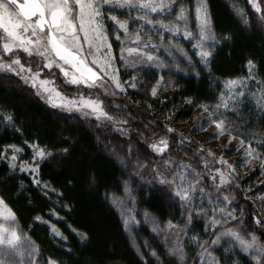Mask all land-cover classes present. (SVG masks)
I'll list each match as a JSON object with an SVG mask.
<instances>
[{
    "label": "trees",
    "instance_id": "16d2710c",
    "mask_svg": "<svg viewBox=\"0 0 264 264\" xmlns=\"http://www.w3.org/2000/svg\"><path fill=\"white\" fill-rule=\"evenodd\" d=\"M183 2L191 4L193 0ZM208 3L217 35L228 32L230 41L214 48L209 68H199V75L176 74L166 78L154 69L140 71L142 74L139 76V71L135 72L138 87L125 94V100L131 107L128 114L133 120L132 129L126 133L60 113L47 106L21 81L0 72V153L6 145L15 144L24 150L26 158H32V143H38L53 153L40 162L39 167L40 179L46 181L50 188L57 189L55 193L49 192L48 196L43 195L40 187L26 173L11 171L8 163L0 159V196L37 245L41 264H47L49 257L61 264H144L127 240L118 214L105 198L106 194L119 193L123 180H127L135 193L139 208L164 224L171 220L183 232V261L168 254V242L153 240L162 262L196 264V251L188 246V241L192 239L195 242L193 237L198 238L199 243L205 241V221L193 212L192 223L186 224L188 207L180 206L179 199L171 195L170 186L160 184L154 171L169 158L192 166L194 161L185 153L193 154L196 148L183 143L179 148L185 151L183 155L172 148L169 153L157 155L149 145L168 133L166 126L174 128L190 120L199 104L214 103L225 80L246 76L249 59L254 61V72L264 89V30L255 19L249 1L208 0ZM160 75L164 76L165 83L154 97L151 87ZM121 76L126 79L129 74L122 70ZM188 97L192 98L191 103ZM7 114L13 116L19 131L8 126V121L3 119ZM228 117L255 147L258 142L264 143V112L260 109L245 104ZM64 147L69 149L67 153L60 151ZM258 150L264 158V148ZM111 151H120V161L111 155ZM258 172L259 167L240 181L241 186L251 188L248 181L256 178ZM261 178H256L253 187L260 195L264 194ZM60 193L63 194L62 199ZM249 194L240 192L238 204L231 202L229 205L235 208L238 218L242 217L246 234L255 232L264 242V232L254 225L252 219L251 213L255 209L252 203L244 200ZM58 200L60 203H56ZM63 203H69L71 210L63 208ZM50 208H54L60 217L50 213ZM37 215L44 221L53 222L67 240L56 238L48 224L35 220ZM69 225L80 232L86 231L90 240L81 242ZM237 255L240 264H255L248 254L238 252ZM147 264L156 262L148 258Z\"/></svg>",
    "mask_w": 264,
    "mask_h": 264
},
{
    "label": "snow or ice",
    "instance_id": "6c2138e0",
    "mask_svg": "<svg viewBox=\"0 0 264 264\" xmlns=\"http://www.w3.org/2000/svg\"><path fill=\"white\" fill-rule=\"evenodd\" d=\"M253 6L257 12L260 11L259 5L254 3ZM108 11H105V9ZM116 9H125L127 12L135 10L137 12L136 17L120 18L113 14ZM151 14H156L153 18ZM107 18L113 24V35L116 41L120 42V60L127 65L128 61L124 57V52L129 53L136 52L138 54L137 60L133 62L141 63L142 65L152 66L157 69H169V65L156 53L160 48H164L170 56L173 52L183 53L184 49L179 44L178 40H174L172 37H183L185 40H192L194 43L192 47L196 49V55L199 57V62L209 68L214 56V48L222 46L226 41H230L231 34L228 32H222L217 35L213 27L212 14L208 0H196L194 6V19L196 22L195 33L190 27L189 8L183 0H0V71L5 73H11L20 77V79L26 83L31 84L33 88L37 87V80L40 78L42 72H46V78L40 80V84L44 85L51 81L48 77H55L53 68H58L60 73L66 78V83L77 86L79 92L80 86L83 85L89 90V95L85 97L82 92H79V102L72 101L67 105L56 104L51 95L45 96L44 93L50 92L48 88H44L43 92L37 91L38 95H41L52 103L56 107H66L67 110H76L83 115H91L96 120L111 121L115 126H121L120 131L126 133L128 129L123 128V124H127V121L115 120L103 107L104 101L99 99L98 95L93 98L95 90H102L105 94L117 95L127 94V89H136L138 87L137 77L132 74L129 75L127 80H121L120 69L117 67V57L113 54L112 42L109 40L108 29L104 24V20ZM129 19L133 20L135 25L132 31L134 32L135 41H141V29L147 24L150 26L149 32L152 34L158 33L156 40L153 42V35L145 33L146 39L143 43L139 44L135 48L127 47L121 39V31L126 38H129L130 27ZM172 34L167 41L164 39V33ZM83 36V42L81 40ZM211 42V43H209ZM84 43H87L88 48L84 47ZM106 49V51H103ZM14 50H22L14 51ZM10 54L9 59H5L3 54ZM102 53V55H101ZM26 54L24 62H21V56ZM89 56H91V62H89ZM189 66L194 70L195 65L192 64L191 58L186 57ZM173 60L175 57L173 56ZM96 65H99L97 70ZM249 68V75L245 78L228 79L225 80L224 85L227 90V97L222 92L217 103L214 105H208L201 103L198 106L209 112L208 120L205 123H213L216 125L217 131L213 133L212 138L218 139L225 131H232L230 125L226 123V112L234 110L240 103L241 98L245 96L243 80L252 79L257 84L260 83L257 76L253 75L255 68L254 61L249 59L247 61ZM36 67V71H32V67ZM177 70L180 69L178 63L174 64ZM210 70V69H209ZM31 73V75H22V73ZM199 75V73H197ZM107 77L108 79H105ZM165 83V78L160 75L155 84L151 87V95L156 96L158 88ZM240 86V90L237 91V86ZM118 90V92L116 91ZM57 95H61L57 93ZM191 103L192 98H187ZM229 100L233 103L230 105ZM260 107V111L264 112V90H262L261 97L257 101ZM119 107V106H117ZM151 107V105H149ZM223 109V111H221ZM90 110V111H88ZM170 118V116L168 117ZM3 119L8 121V126L19 131L16 128L13 116L7 114L3 116ZM167 132H174L175 130L171 126H166ZM203 124L197 129L202 130ZM240 144L243 145L247 138L241 134ZM235 136L229 137V142ZM187 139V138H184ZM248 147L245 150L244 155L248 157V160L242 161L243 164L250 163L252 159H261L262 174H264V158L261 157L259 148H264V143L258 142L257 147H253L250 140H247ZM178 143L183 144L184 140ZM32 160L37 161L35 164L22 163L19 166L21 172L28 170L32 175V181L35 185L40 187L43 195L48 196L49 192H57V189L50 188L46 181L39 179V167L40 162L46 158L53 156L51 150H45L38 143H32ZM155 153H163L169 147V141L167 136L161 137L158 141L149 145ZM8 149L12 150V155H7ZM201 158H203V146H200ZM237 150V149H233ZM23 149L18 145L9 144L4 147V151L0 153V159H5L8 162V167L11 171L17 169V155L22 152ZM63 153H67L69 149L64 147L60 150ZM131 152V148H129ZM209 155H215L208 150ZM173 162L170 160L165 163ZM205 165V170L213 183V186L219 190L221 185H228L230 183V173L222 171L221 168H209V161L202 159ZM217 162L226 165L227 169L232 172L235 168L232 164L228 163L221 155L217 158ZM123 163V160H121ZM159 183L169 185V191L171 195L177 197L181 202V207L188 206L191 210L187 213L186 224H191L193 220V212L197 215L203 213L204 216H208V212L203 205L199 208L195 207L193 202V196L197 198L204 195V188L201 187L198 191L195 188V183L199 180V174L196 173V180L189 184L177 183L176 174L169 169L161 170L159 168L154 169ZM168 174H165V173ZM219 173V179L212 175V173ZM181 182L184 180V176L180 177ZM94 182V181H93ZM22 186V185H21ZM123 191L125 196L129 200L134 201L131 189L128 183L124 182ZM61 199L63 194H59ZM109 203L116 208L123 220L125 228L128 227V206L123 199L116 197L115 195H107L105 197ZM227 202L224 207H214L211 209L213 215L208 217L209 223L205 224V228L215 229L216 225H220L222 220L227 221L229 219H236L234 213L235 208L228 210V204L231 203L227 195H223L222 200L217 198V203ZM60 203V201H56ZM0 206L7 207L2 196H0ZM63 208L71 210L69 203H63ZM49 212L53 215L60 217V214L55 211L54 208H50ZM216 212L220 213V216L215 215ZM8 219L13 223L15 222V213L8 210ZM37 221H43L50 223V221H44V218L40 215L35 217ZM146 222L152 221V230L154 232L161 231L160 225L155 221V218L145 215ZM255 224L259 225V230L264 232V217L260 215L254 216ZM175 225L171 220L168 221V228H174ZM72 232L76 233L81 242H88L90 240L89 234L80 232L77 228L69 225ZM51 231L54 236L59 237L62 241L67 240V236L63 234L55 225L51 226ZM187 234V229H185ZM251 238L248 239L241 235L235 228H221L219 231L213 233V239L211 240L209 247L215 245L220 246L222 244V238L231 237L238 244L239 251L248 254L255 264H264V242L253 233L248 234ZM195 239V237H193ZM199 247L203 249L201 255L205 253L211 255L208 252V248L204 246V243H199ZM69 251H71L69 249ZM168 254L173 257H177L183 261L184 252L182 247L174 246L167 249ZM226 252L229 249H225ZM149 253L152 257H155L159 262V257L154 249H149ZM37 247L30 238L25 241H21V236L18 235L15 227H6L3 223H0V264H24V257H28L27 264H37L36 261ZM144 264H147V258L141 257ZM47 264H61L60 261L48 258ZM174 264V262H173ZM212 264H222V261L217 258H213ZM232 264H239L238 260H234Z\"/></svg>",
    "mask_w": 264,
    "mask_h": 264
},
{
    "label": "rangeland",
    "instance_id": "374dc122",
    "mask_svg": "<svg viewBox=\"0 0 264 264\" xmlns=\"http://www.w3.org/2000/svg\"><path fill=\"white\" fill-rule=\"evenodd\" d=\"M248 1H249V5L253 11V14L255 16V19L258 21V23L260 24V26L264 30V0H254V3L259 5V8H260L259 12H257L256 8L253 6V0H248ZM184 3L187 4V6L189 8L190 16L192 17L190 19V27L192 28L193 32L195 33L196 22L194 19V6L196 3V0H193V2L191 4L188 2H184ZM105 11H108V9L106 8ZM113 14L117 15L120 18L136 17L137 16V12L135 10H132L131 12H127L125 9H116ZM151 15L153 18L156 17V14H151ZM104 24L107 26L109 40L112 42L113 54L117 57L116 62H117V67H119V69H120L121 80H127L128 79V77L126 79L122 78V76H121L122 70L127 71V73L129 75H132V74L135 75V72L139 71L137 73L139 76L140 74H142V72H140V71L154 69L157 72H159L160 74L166 75V78L167 77L169 78L171 75H176V74L177 75L178 74L179 75L180 74L181 75H188V74L197 75L199 68H205V66L199 62V57L195 54L196 49H194L192 47V44L194 43V41L185 40L183 37H172L174 40H178L179 44L184 49L183 53L173 52L172 56H170L169 53L164 48H160V50L156 53V55L161 57L169 65V67L171 69L170 71H169V69L161 70V69L155 68L154 65L148 66V65H142L141 63H135V66H133V62L137 60V56H138V54L136 52H132V53H129L127 51L124 52V57L128 61V64L125 65L119 58L120 42L116 41L115 36L113 35L114 29H113L112 22L110 20H108L107 18H105ZM129 27H130L129 38H126L124 36L123 30H120L121 31V39L123 40L124 44L127 47L135 48L139 44L143 43L146 39L145 33L153 35V42H158L156 40V36L158 35V33H156V34L150 33L148 31L150 28L149 25L145 24L144 28L141 29V41H135V39H134V32L132 31V29L134 27H138V25H135L133 23V20H131V19H129ZM171 35L172 34L165 32L164 33L165 41H167ZM81 40L83 42V36L82 35H81ZM209 43H211V42H209ZM84 47L86 49L88 48L87 43H84ZM14 51H21L22 52V50H14ZM103 51H106V49L102 50V52ZM101 55H102V53H101ZM3 56L5 59H9L10 54L5 53V54H3ZM173 56L175 57V60H173ZM25 57H26V54H23L21 56V62L22 63L24 62ZM186 57L191 58L192 64L195 65L194 70L189 66V63H188V60L186 59ZM89 62H91V56H89ZM175 63H178L180 65V69H183V70H177L174 67ZM96 67H97V70H99V65H96ZM32 71L33 72L36 71L35 66L32 67ZM0 72L3 73L4 75L13 76L17 80L21 81V83L23 85H25L27 88H29V90H31L32 93L35 96H37L39 99H41L47 106H49L50 108H52L54 110L59 111L60 113H63L69 117L76 118L80 121H84V122H88V123L94 122L96 126H99L102 128L103 127H109L115 131L121 132L120 131L121 126H115L111 121H107V120H103V119L98 121V120H96V118L94 116H91V115L86 116V115H83L76 110L69 111V110H67L66 107H63V106H61V107L53 106L52 103L47 102V100L45 98H43L41 95H38L37 94L38 90L40 92H43L44 88H48L50 90V92L44 93V95L45 96L51 95L52 100L56 104H59V105H67L72 101L79 102V100H80L79 92H82L85 97H87L89 95V90H87L83 85L80 86V89L78 92L77 86L66 83L65 82L66 78L60 73L58 68H55V66L53 68V72L55 73V77L54 78H52V77L47 78L51 82L44 84V85L40 84V80H44L46 78L47 70H45V72H42L40 74V78L37 80V87L36 88H33L31 86V84L24 83L20 79V77H17L14 74L5 73L3 71H0ZM22 75H31V73L25 72V73H22ZM248 75H249V68H248L247 75L244 77H241V79L248 77ZM253 75L256 76L254 71H253ZM105 79H108V78L105 77ZM137 80H138V78H137ZM243 84L246 87H244L245 96L241 98V103L234 110L226 112V123L228 125H230L232 131H225L222 135L219 136L218 139L212 138L213 133H215L217 131L216 125L213 123H205V121L208 120L209 112H207L203 108L199 107L190 120H188L185 123H180V124L176 125L173 128L175 130L174 132H168L166 135H164V136H167V138H168L169 147L163 153H156L157 155H163V154L169 153L170 151H172V149H174V152L178 153L179 155H183L185 153V151L183 149H181V150L179 149L180 145H183V144L178 143L181 140H184V143L186 145L190 144L196 148V151H194L193 154L189 155V154L185 153L186 157H189V158L191 157L192 160L194 161L192 166L186 162H180V161L178 162L175 160H171L173 162H169V163L163 162L161 164L160 169L162 171L165 169H169L172 172H174L176 174V181L178 184L179 183L189 184L190 182L196 180V173L199 174L200 178H199V180L196 181L195 188L198 191L201 187H203L204 188V195L202 197H199V198H197L196 196H193L192 199H193L194 205L197 206V208H199L201 205H203L205 210L208 212V216H204L203 213L199 214V216L204 219V221H205L204 224L210 222L208 220V217L213 215V212L211 211L212 208L225 206L226 202L217 203V198H220L222 200L223 195H227L232 203L238 204V201H240L238 199L240 192L245 193V194L246 193L247 194H249V193L254 194V196H252L250 194L246 195L247 197H245L244 200L252 203L253 208L257 212V213H255V211H253L251 213L254 225L256 227H259V225L255 224L254 216L257 214L262 216V217L264 216V210L262 209V204H264V194H262V195L256 194L257 193L256 189L253 188L254 183L256 182L255 181L256 178L259 177V179H260V176H262L261 180L264 181V174H262V169L260 167L262 160L261 159H252L250 163H247V164L242 163V161L249 159L248 157H246L244 155L245 150L248 147L247 140H249V139L247 138V135L232 122V119L230 117H228L231 115V113H234L235 111H237L239 109V107H242L245 104H247V105L250 104L257 109H260L257 101L261 97L262 90H264L262 85H261V82L259 84H257V82L253 81L252 79H245V80H243ZM128 90H135V89L128 88L127 91ZM239 90H240V86L238 85L237 91H239ZM116 91L118 92V90H116ZM222 92L224 93L225 97H227L228 93H227V90L225 89L224 83L222 84L221 93ZM57 93H60L61 95H57ZM221 93L218 95V98L214 103H209L208 105L211 106V105L216 104L218 99L220 98ZM97 95H98L99 99L104 101V104H103L104 109L115 120H120V121L126 120L127 121V124L122 125L123 128L128 129V131L130 129H132L131 128V122L133 123V120H132L131 115L129 116V114H128V112H129L128 110L131 109V107L128 104V102L125 100V96H126L125 94L110 95V94L103 93L102 90H95L93 98H96ZM228 102L230 105L233 103L232 100H229ZM117 106H119V107H117ZM88 111H90V110H88ZM221 111H223V109H221ZM202 124H203V129L197 130ZM241 134L243 135V137L247 138L246 142L243 145L240 144V140L242 138ZM230 136H235V138L231 139L229 142ZM161 137H163V136H161ZM172 138L175 139V142L172 141ZM184 138H187V139H184ZM201 145L203 146V152H204L203 158H201V149H200ZM253 147H255V146L253 145ZM182 148H183V146H182ZM233 149H237V150H233ZM208 150H211V152L214 153L215 155H209ZM113 152H114V155H113ZM119 152L120 151H118L117 153L115 151H111L110 153L112 156H114V158H116L118 161H120ZM7 155L9 157H11V155H12L11 149H8ZM221 155L224 156V159L227 160L228 163H230L234 166V168H235L234 172L227 169L226 165L217 162V158ZM202 159H206L209 161V168H221L222 171L229 172L230 173V183L228 185H221L219 190H217V188H215L213 186V183H212V181H211V179L207 173V170H205V165L202 162ZM3 160H5V159H3ZM5 161L7 162V160H5ZM128 161H129V157H128ZM22 163L35 164V163H37V161L32 160V158H26L25 152L23 150L22 152L18 153V155H17V160H16L17 169L16 170L20 171L19 166ZM122 166L125 167V165H122ZM257 167H259V172L257 173L258 176L254 179L252 178L253 180L248 181L249 187H251V188L242 187L240 184V181H243L244 179L248 178L249 173H251ZM23 173H26L32 180V175L30 174V171L25 170V171H23ZM165 174H168V173L166 172ZM181 175L184 176L183 182H181V179H180ZM212 175H215L217 177V182H218L219 173L213 172ZM38 176H39V173H38ZM39 179H40V177H39ZM125 181L127 182V180L122 181V188H121V191L119 193H110L108 195H115L116 197L123 199L124 202L128 206V212L130 213V215H128V227L126 229L124 224H123V220H122V216H121L120 212L111 205L120 218V221H121V224H122L123 229L125 231L127 240L129 241V243H130L133 251L135 252V254L140 259H142L141 257L143 256V257L147 258V261H148V258H151V259L155 260L156 264H165L162 262V260L160 258H159V262H158L155 257H152L150 255L149 249H154L157 253V250H156L157 246L154 244L153 240L154 241H156V240L160 241V243H162V241H164L165 243L168 242L170 244V248H172L174 246L182 247V245H183L182 244L183 243V232L180 229H177L176 227L171 228V229L168 228V224L162 223L161 221L156 219L154 216H152L151 214H149L145 210L139 208L137 206L135 193L133 192L130 185L128 184V186L131 189L132 196L134 197V201L129 200L125 196V193L123 191ZM259 183H261V181H259ZM246 186H248V185H246ZM9 209L10 208L8 206L7 207L0 206V223H3L6 227H9V228L15 227L18 235L21 236V241H25L26 239L30 238L28 236V234L22 229V227L18 223L16 216H15V222L14 223L10 219H8V210ZM231 209H232L231 206L228 204V210L230 211ZM188 210L190 211L191 209L188 207ZM145 215H147L148 217L155 218V221L158 222L160 225L161 231L154 232L152 230V221L149 220L146 222ZM215 215L220 216V213L216 212ZM234 215H235L236 219H229L226 222L222 220L220 225H216L215 229L205 228V226H204V228H205L204 235L206 236V239L202 243L208 242V243H204V246L206 248H208V252L211 253V255H209L207 253H205L203 256L201 255L203 249L201 247H199V244L197 242L198 238L194 239L195 242H192L191 241L192 239H190L191 242L188 241V246L190 245V247L194 248L196 251L195 252L196 253V264H212V260L214 257L217 259H220L222 261V264H232V262L234 260H238L237 254H238V252H240L239 248H238V244H236L234 239L231 237L222 238V244L220 246L213 245V246L209 247L211 240L214 238L213 233L215 231H219L221 228L232 227V228H235L238 232L241 233V235L245 236L246 238H248V239L251 238L244 231L245 224L242 220V217L238 218L236 216L237 215L236 211H235ZM46 224L49 225L50 229H51V226L54 225L53 222L46 223ZM56 238L60 239L59 237H56ZM36 247H37V245H36ZM225 249H229V251L226 252ZM36 261H37V264H41V262L39 261V249H38V247H37ZM178 261H180V260H178ZM27 262H28V257L25 256L24 257V264H27ZM239 264H240V262H239Z\"/></svg>",
    "mask_w": 264,
    "mask_h": 264
}]
</instances>
